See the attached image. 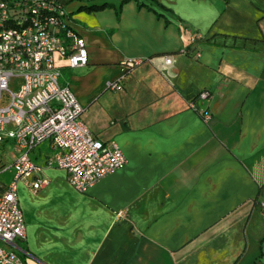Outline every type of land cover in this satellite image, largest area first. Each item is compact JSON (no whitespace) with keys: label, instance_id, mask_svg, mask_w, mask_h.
<instances>
[{"label":"crops","instance_id":"crops-1","mask_svg":"<svg viewBox=\"0 0 264 264\" xmlns=\"http://www.w3.org/2000/svg\"><path fill=\"white\" fill-rule=\"evenodd\" d=\"M104 2L68 3L87 64L55 60L90 132L114 139L126 163L83 193L58 168L44 167L38 191L19 182L25 264H264V0L90 4ZM189 30L204 35L190 53ZM131 57L142 61L122 89H106ZM51 153L44 141L30 158Z\"/></svg>","mask_w":264,"mask_h":264},{"label":"built area","instance_id":"built-area-1","mask_svg":"<svg viewBox=\"0 0 264 264\" xmlns=\"http://www.w3.org/2000/svg\"><path fill=\"white\" fill-rule=\"evenodd\" d=\"M70 1L85 7L93 0H0V144L11 145V161L3 163L6 155L0 153V173L12 169L6 184L0 179V239L11 246H0V264H25L16 245L26 237L19 182L38 191L48 182L44 167L58 168L66 172L70 186L83 193L126 163L114 139L93 136L82 119L84 106L70 85L61 81L57 55L69 68L88 62L86 41L72 25ZM203 39L200 31L191 30L185 51H194ZM141 61L123 60L121 75L107 80L105 88L122 89L125 72ZM170 61L167 56L165 62ZM209 96V90H201L189 106L195 108L197 100ZM202 116L208 120L211 114L205 108ZM44 141H49L52 153L40 165L30 152ZM258 205L264 216V200Z\"/></svg>","mask_w":264,"mask_h":264},{"label":"trees","instance_id":"trees-1","mask_svg":"<svg viewBox=\"0 0 264 264\" xmlns=\"http://www.w3.org/2000/svg\"><path fill=\"white\" fill-rule=\"evenodd\" d=\"M124 1H127V0H122V2ZM108 5V3L104 2V3H101V4H97V5H89V6H85V7H82L86 10H98V9H102L104 7H106ZM147 7L151 10H154L155 13L158 15V16H162L161 13L157 12L153 7L147 5ZM189 53V52H188Z\"/></svg>","mask_w":264,"mask_h":264},{"label":"rangeland","instance_id":"rangeland-1","mask_svg":"<svg viewBox=\"0 0 264 264\" xmlns=\"http://www.w3.org/2000/svg\"><path fill=\"white\" fill-rule=\"evenodd\" d=\"M4 145V146H3ZM3 145L0 144V153H4L6 156L9 157V160H5V163H8V161H11V145L6 143H3ZM7 170H12L11 167L8 168Z\"/></svg>","mask_w":264,"mask_h":264}]
</instances>
